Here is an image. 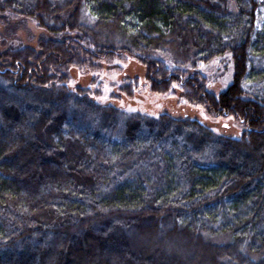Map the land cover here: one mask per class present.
Wrapping results in <instances>:
<instances>
[{
  "label": "trees",
  "instance_id": "1",
  "mask_svg": "<svg viewBox=\"0 0 264 264\" xmlns=\"http://www.w3.org/2000/svg\"><path fill=\"white\" fill-rule=\"evenodd\" d=\"M7 15L45 33L0 51V264H264V0H0ZM227 54L220 92L184 69ZM127 57L241 135L117 106L138 77L110 102L77 78Z\"/></svg>",
  "mask_w": 264,
  "mask_h": 264
},
{
  "label": "rangeland",
  "instance_id": "2",
  "mask_svg": "<svg viewBox=\"0 0 264 264\" xmlns=\"http://www.w3.org/2000/svg\"><path fill=\"white\" fill-rule=\"evenodd\" d=\"M7 17L9 19L6 24L0 22V51L9 47H21L26 45L36 46L38 38L45 33L32 19L14 18L8 15ZM184 69L189 71H200L207 77L208 86L216 92L225 89L231 82L233 76V64L229 54L214 59L211 62L203 63L198 68L186 67ZM124 76L139 78L140 84L143 85L142 88L139 89L140 96L131 99L123 97L115 100L110 96L113 91L112 89L117 86V83ZM77 78L87 84H91L93 78H96L97 81L104 80L103 94L99 95L100 97L98 98L101 102H110L114 100L113 102H115L117 106L142 111L150 115H157L164 112L169 107L171 108L169 111L179 110V113L186 111L190 117L197 118L211 125L218 132H224L231 136L239 137L243 131V126L238 122L225 118L212 117L202 107L182 105L176 97L167 98L166 96L152 93L145 82L144 65L135 57H127L114 64L104 63L103 68L95 72V74H81ZM226 239L228 238L223 237V240ZM190 255L189 252H184L179 260L184 261Z\"/></svg>",
  "mask_w": 264,
  "mask_h": 264
}]
</instances>
